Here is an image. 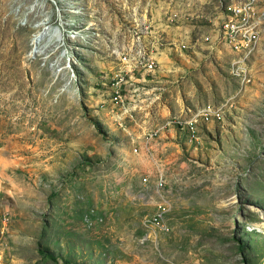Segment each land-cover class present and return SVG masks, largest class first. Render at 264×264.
<instances>
[{
	"label": "rangeland",
	"instance_id": "1",
	"mask_svg": "<svg viewBox=\"0 0 264 264\" xmlns=\"http://www.w3.org/2000/svg\"><path fill=\"white\" fill-rule=\"evenodd\" d=\"M204 1L218 23L207 46L232 54L196 65L164 47L155 55L173 63L137 73L138 95L157 74L184 80L192 103L225 105L224 118L199 143L183 134L190 146L162 163L164 185L138 197L108 102L138 0H0V264H264V33L242 89ZM163 206L169 233L148 224Z\"/></svg>",
	"mask_w": 264,
	"mask_h": 264
},
{
	"label": "built area",
	"instance_id": "2",
	"mask_svg": "<svg viewBox=\"0 0 264 264\" xmlns=\"http://www.w3.org/2000/svg\"><path fill=\"white\" fill-rule=\"evenodd\" d=\"M193 0H165V5L154 4L150 10L143 8L142 0H138V20L133 35L123 43L119 55V66L110 79L109 104L114 113L113 117L123 128H127V120L135 119L134 113L139 110L138 91L133 78L143 70L154 72L160 65L155 55L166 46L184 53L196 47L198 43L211 41L209 35H201L197 40L189 41L185 35L175 34L167 38L165 31L156 26L159 18H165L168 27L178 28L185 20L193 21L199 12L195 9ZM221 16L219 23V41L229 45L234 58L231 66L241 79L242 89L253 82L249 60L259 49L260 39L264 33V0H207ZM213 17L214 15H210ZM165 34V36H164ZM129 93L134 101H129ZM225 105L206 102L195 107L185 108L183 112L173 115L168 125L177 127L179 133L195 143L201 141V127L211 122L221 121L225 114ZM158 131H152L149 136H155ZM161 187L164 180L158 183ZM165 206L148 221L150 226L155 225L165 233L171 232L165 216ZM161 264H178L170 257H164Z\"/></svg>",
	"mask_w": 264,
	"mask_h": 264
},
{
	"label": "crops",
	"instance_id": "3",
	"mask_svg": "<svg viewBox=\"0 0 264 264\" xmlns=\"http://www.w3.org/2000/svg\"><path fill=\"white\" fill-rule=\"evenodd\" d=\"M195 1L200 4L197 26L194 27L195 23L194 21L191 22L190 19L185 20L184 24L178 28H164L163 26L165 24H157L156 26H160L161 29L165 31L167 38L171 39L175 34L179 33L185 35L187 40L194 42L197 40V37H192L193 32L196 36L197 34L202 35L213 33L212 31H215L218 28L216 20L212 24L209 23L210 14L207 3L204 0ZM186 33L190 35L191 39H188ZM196 47L199 48L197 49ZM196 47H192V50L184 52L190 54V62L192 61L196 65H199L200 62L207 59L206 53L214 55L218 59L224 57L222 56L223 52L232 54L224 45L220 48L207 46L205 43L200 42ZM166 49L171 48L166 46L163 50ZM160 53L162 54V52ZM162 58L163 55H161V58L159 59L161 62L159 65L160 68L164 66L166 60H169L170 64L173 63L172 59L168 56H165L163 60ZM137 76L133 78V80L134 84L139 87ZM149 79L151 80L150 83H147L149 82L147 78L140 81L143 84H146L144 86H147V92H150L148 93L149 95L147 94L146 96H143L145 97L144 100H140L138 96L139 110H136L134 113L135 119L127 120V128L120 129L121 135L119 137V142L124 146V154L122 156L130 157V159L125 158L124 160L126 166L123 175L124 178L131 179V191L134 192L135 195H138V197L140 196L141 188H145L147 196L151 195V191H156L159 188L158 180L167 177L164 164L162 163H165L167 160L174 162L177 161L182 155H184L185 150H188V147L190 146V143L184 139L185 135L179 133L177 127L168 125L167 112L169 115H176L183 112L185 108L203 104L192 103L193 97L186 96L184 80L183 82L176 84V79H163L161 74L154 75ZM133 99V96L129 97L130 102H133ZM154 103L157 105L165 103L168 106L165 113L164 110L158 108L157 105H155L153 109H149ZM155 130L158 131L157 135L148 136L151 131ZM164 151H166V157L160 162V154ZM171 178H173V176H171ZM1 186L2 182H0V187ZM137 187L138 192L135 190Z\"/></svg>",
	"mask_w": 264,
	"mask_h": 264
},
{
	"label": "bare ground",
	"instance_id": "4",
	"mask_svg": "<svg viewBox=\"0 0 264 264\" xmlns=\"http://www.w3.org/2000/svg\"><path fill=\"white\" fill-rule=\"evenodd\" d=\"M42 25H44V24H42ZM43 33H44V31L41 33V35L39 36V38L41 37V39H42ZM39 38H37V42L40 41V40H38Z\"/></svg>",
	"mask_w": 264,
	"mask_h": 264
}]
</instances>
